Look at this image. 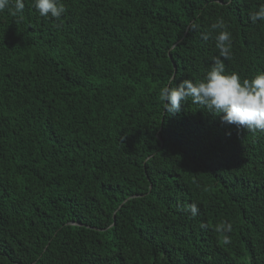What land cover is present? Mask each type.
<instances>
[{"label":"trees","instance_id":"obj_1","mask_svg":"<svg viewBox=\"0 0 264 264\" xmlns=\"http://www.w3.org/2000/svg\"><path fill=\"white\" fill-rule=\"evenodd\" d=\"M62 2L0 11V264H264V132L159 97L220 19L226 73L264 72V0Z\"/></svg>","mask_w":264,"mask_h":264},{"label":"clouds","instance_id":"obj_2","mask_svg":"<svg viewBox=\"0 0 264 264\" xmlns=\"http://www.w3.org/2000/svg\"><path fill=\"white\" fill-rule=\"evenodd\" d=\"M32 6L40 16L55 19H59L66 11L62 0H32ZM24 8V0H0V11L7 9L14 17L22 15ZM249 19L254 23L264 20V5L250 13ZM212 28L219 29L215 36L219 56L213 57L210 68L201 80L194 82L184 79L175 86L169 81L168 85L163 86L159 91L163 109L169 115L178 114L183 103L190 98L193 104L219 116L224 124L252 132H264V72L243 80L235 72L226 73L220 57L224 60L230 57L231 34L225 30L222 19L214 23ZM197 211L196 205L190 206L192 215H196ZM230 230V224H221L217 228L221 232ZM224 243H230L228 236H224Z\"/></svg>","mask_w":264,"mask_h":264}]
</instances>
